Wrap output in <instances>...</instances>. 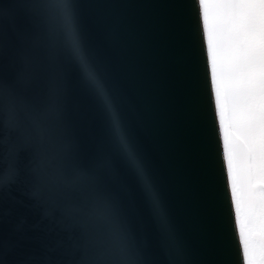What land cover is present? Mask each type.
Wrapping results in <instances>:
<instances>
[{"label":"water","instance_id":"1","mask_svg":"<svg viewBox=\"0 0 264 264\" xmlns=\"http://www.w3.org/2000/svg\"><path fill=\"white\" fill-rule=\"evenodd\" d=\"M46 2L0 0V41L8 44V49L0 51V76L7 72L8 79L14 77L20 67L13 63L20 47L18 34L35 25L31 35L45 47L59 45L70 62L68 112L84 124L83 146L95 149L107 143L118 165L127 169V182L136 189L134 226L148 242L147 251L155 264L168 261L150 212L158 217L169 211L176 228L175 240L168 242L173 253L182 247L191 264H234L235 240L220 197L215 144L203 101L192 0H76L80 49L116 108L125 139L141 159L146 181L117 141L107 107L93 82L85 79L71 42L45 33L42 6ZM3 124L0 105V139ZM134 130L144 143L143 156L133 139ZM61 190L51 168L45 170L36 199L31 196L30 177L6 190L0 182V241L17 258L46 264L55 256L59 241L66 247L70 244L62 207L57 206ZM74 203L80 206L78 200ZM76 220L73 235L79 237L81 228L87 227L93 252L115 247L109 230L90 208H83Z\"/></svg>","mask_w":264,"mask_h":264},{"label":"snow or ice","instance_id":"2","mask_svg":"<svg viewBox=\"0 0 264 264\" xmlns=\"http://www.w3.org/2000/svg\"><path fill=\"white\" fill-rule=\"evenodd\" d=\"M43 26L48 36H60L80 49L81 22L76 0H47ZM195 43L201 59L203 101L218 161L219 191L235 240L234 264H264V0H192ZM30 31L20 32L12 79L0 76L4 112L0 182L4 190L31 178V196H40L46 169H54L62 186L58 207L70 244L59 241L46 264H155L149 244L134 226V184L127 169L106 143L86 149L84 124L68 112L70 62L62 48L45 47ZM225 45L228 79L225 83ZM8 49L0 41V51ZM131 126V125H130ZM140 154L144 143L133 131ZM129 163L142 176L136 151L124 145ZM54 149V151H53ZM153 171L156 172L153 156ZM149 190L150 186H149ZM80 206L75 205V201ZM159 208V203L154 202ZM140 205L144 202L140 199ZM90 208L115 240L111 250L92 251L87 227L73 235L76 217ZM169 208V207H168ZM168 264H191L181 247L173 253L176 228L168 214L154 216ZM0 264H29L0 241Z\"/></svg>","mask_w":264,"mask_h":264},{"label":"clouds","instance_id":"3","mask_svg":"<svg viewBox=\"0 0 264 264\" xmlns=\"http://www.w3.org/2000/svg\"><path fill=\"white\" fill-rule=\"evenodd\" d=\"M76 56L84 68L85 79L91 80L93 82V84L95 85V88L100 93V98H101L102 103L104 105H106V107H107L108 119L110 121L111 128L114 131V134H115L117 141L120 142L121 144L125 145L126 139H125L123 127H122L119 115L116 111V108L113 106L112 102L108 99L107 95L105 94L103 85L94 76L93 69L89 65L84 51L82 49H79L78 51H76ZM224 78H225V83H227L228 61H227V46L226 45H225ZM128 146H129V144H128ZM142 177L146 181V176H144V174L142 175Z\"/></svg>","mask_w":264,"mask_h":264}]
</instances>
